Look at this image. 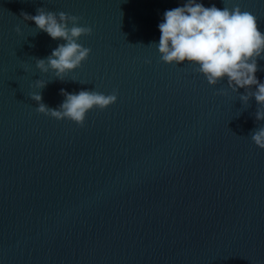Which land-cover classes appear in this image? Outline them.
I'll return each instance as SVG.
<instances>
[{"label": "water", "instance_id": "1", "mask_svg": "<svg viewBox=\"0 0 264 264\" xmlns=\"http://www.w3.org/2000/svg\"><path fill=\"white\" fill-rule=\"evenodd\" d=\"M186 2L0 0V264H264L255 98L243 104L245 89L212 86L151 45L165 11ZM199 2L239 6L264 33V0ZM39 8L92 28L78 41L89 58L64 81L36 67L66 43L35 35L22 13ZM62 89L118 99L83 126L37 111L33 94L57 109Z\"/></svg>", "mask_w": 264, "mask_h": 264}, {"label": "clouds", "instance_id": "2", "mask_svg": "<svg viewBox=\"0 0 264 264\" xmlns=\"http://www.w3.org/2000/svg\"><path fill=\"white\" fill-rule=\"evenodd\" d=\"M22 15L25 20L35 22V35L43 31L53 40L66 42L53 49L46 59H36V67L41 73L47 74L51 70L56 79L64 81L69 73L80 68L89 58L91 49L83 47L78 41L91 35L92 28L80 26L81 17L45 8H39L35 16ZM158 27L161 33L159 43L151 45L157 47L163 63L184 65L187 62L195 65L212 86L221 84L226 77L231 91L246 90L247 94L240 95L243 104L248 105L255 98L258 105L255 118L264 121V83L256 76L259 70L257 61L264 59V33L253 14L239 6L220 9L214 4L205 7L199 0H187L183 6L166 10ZM47 83L37 80L41 90ZM252 86H255V91ZM61 95L65 99L57 109L43 102L41 92L33 94L31 99L38 104L39 113L57 120L68 119L81 126L89 111L95 108L105 110L118 99L116 92L104 95L95 90L70 94L62 89ZM250 134L253 142L264 149V127L256 128Z\"/></svg>", "mask_w": 264, "mask_h": 264}]
</instances>
